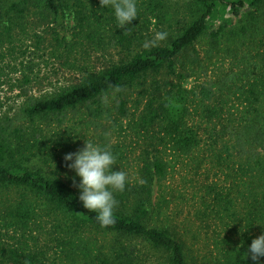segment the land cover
Returning <instances> with one entry per match:
<instances>
[{
  "label": "trees",
  "instance_id": "1",
  "mask_svg": "<svg viewBox=\"0 0 264 264\" xmlns=\"http://www.w3.org/2000/svg\"><path fill=\"white\" fill-rule=\"evenodd\" d=\"M181 1L137 0L138 18L120 28L114 10L101 8L100 0H0V19L7 17L9 24L0 37L11 38L12 25L24 29L25 17L37 14L50 23L72 21L77 46L101 29L109 33L110 46L127 52L77 83L28 98L13 118H0V228L16 239L8 243L0 236V264H45V251L29 247L26 236L50 223L45 247L55 242L69 264H148V254L154 264H209L205 258L199 262L184 237L165 224L163 200L155 202L170 158L198 150L203 131L210 148L225 142L226 156L218 150L209 158L238 180L229 191L239 195L218 194V205L229 214L241 201L246 212L245 222L232 219L235 226L216 264H264V257L254 262L244 253L264 234V0ZM152 20L168 33L165 40L146 43ZM63 40L67 50L71 42ZM202 41L208 46L205 59L197 47ZM240 46L245 50L236 56ZM229 53L227 67L210 68L214 56ZM196 75L202 80L185 87ZM122 120L136 144L131 149L140 151L139 165L125 191L114 192L115 224L101 227L96 213L83 207L79 177L64 157L72 133L92 129L98 145L116 154L114 170H121L126 144L110 139L120 135ZM97 234L107 242L98 243Z\"/></svg>",
  "mask_w": 264,
  "mask_h": 264
},
{
  "label": "rangeland",
  "instance_id": "2",
  "mask_svg": "<svg viewBox=\"0 0 264 264\" xmlns=\"http://www.w3.org/2000/svg\"><path fill=\"white\" fill-rule=\"evenodd\" d=\"M7 25H9L7 17L1 18L0 34L4 32ZM22 25L25 30L21 29L19 24L12 25L11 38H6V34L0 37L3 39L0 44V118H13L30 97L53 93L61 87L77 83L88 71H98L127 57V52L122 51L119 46L117 48L110 46L109 33L101 31V29L98 30L100 34L94 36L92 40L81 38V44L75 45L74 43L78 39L72 36L73 22H70L69 19L50 23L43 21L39 15L32 14L25 17ZM159 27H155V21L152 20L148 32H145L146 43L157 41L156 34L161 30ZM63 36H66L64 42H71L67 50L61 45L60 40ZM99 38L103 41L101 46L98 45ZM197 47L201 58L205 59L208 47L206 42H199ZM244 50L245 48L240 46L235 52L236 56H240ZM231 55L229 53L226 58L223 54L214 56V60L211 59V61L215 65L210 68L221 67L224 69L227 67V61L232 57ZM221 61L223 62L221 63ZM72 63H76L78 66H73ZM198 76L188 78L184 81V86L189 89L201 81L203 75L199 78ZM26 77L28 82L25 80ZM70 123L61 126L62 133L66 132L67 125ZM120 125L122 126L120 135L113 136L110 143L114 144L116 141L126 144L127 157L122 159L121 170L125 171L128 178L133 180L138 170L140 151L131 149L136 144L132 133L128 130L126 120H122ZM95 134L92 129H84L76 135L72 133L69 153H75L82 149L85 141L98 145ZM201 135L203 140L198 150L189 156L170 158L167 177L160 184V188H155V202L163 200L161 202V218L165 224L176 229L191 245L188 244L198 261L202 262L205 258L209 264H216V260L222 259V252L226 249L223 240L225 236L231 234L229 232L231 226H235L231 224L232 219L245 222L246 212L241 207L243 205L241 201H238L239 208H231L229 214H225L218 205L217 201L228 192L233 191L235 196L239 195L236 189L229 191L235 187L238 180L232 178L234 176L232 170L229 171L225 166L218 167L216 160L212 161L209 158L211 153L218 150H221L225 157V142L219 141L217 144H213V148H210L211 138L204 131L201 132ZM65 136L69 138L68 134ZM197 158L201 162L200 166L196 165ZM234 160L237 159L234 158ZM235 166L237 167V165ZM218 194L222 197L220 198ZM228 215L232 218H229ZM51 224H46V229L43 231L33 229L31 235L27 234L26 241L32 249L45 251V264H69L62 259L55 242H49L50 248L45 247L51 238L48 235L52 229ZM0 236L2 241L16 243V239L11 240L1 228ZM31 237H36L35 241ZM96 237L98 243L107 242L100 234H97ZM16 238L18 241H25L19 235H16ZM142 250L144 253L148 251L144 247ZM148 255L150 256L148 264H154L153 254Z\"/></svg>",
  "mask_w": 264,
  "mask_h": 264
},
{
  "label": "clouds",
  "instance_id": "3",
  "mask_svg": "<svg viewBox=\"0 0 264 264\" xmlns=\"http://www.w3.org/2000/svg\"><path fill=\"white\" fill-rule=\"evenodd\" d=\"M100 4L101 8L110 7L114 10L115 20L120 28H125L138 18L137 0H100ZM167 35L166 32H158L156 40H165ZM64 159L67 167L79 177V199L83 207L96 213L95 218L101 227L114 225V210L119 203L114 192L125 191L128 183L125 171L114 170L116 154L109 148L85 141L82 149L66 154ZM244 253L245 257L250 255L254 262L264 257V234L253 239Z\"/></svg>",
  "mask_w": 264,
  "mask_h": 264
}]
</instances>
